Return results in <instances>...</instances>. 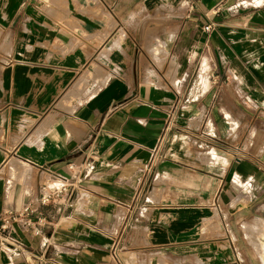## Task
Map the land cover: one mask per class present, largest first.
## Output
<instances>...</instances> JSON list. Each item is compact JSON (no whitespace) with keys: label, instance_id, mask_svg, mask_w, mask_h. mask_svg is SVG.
<instances>
[{"label":"crops","instance_id":"1","mask_svg":"<svg viewBox=\"0 0 264 264\" xmlns=\"http://www.w3.org/2000/svg\"><path fill=\"white\" fill-rule=\"evenodd\" d=\"M27 204L0 264H264V0H0V224Z\"/></svg>","mask_w":264,"mask_h":264},{"label":"built area","instance_id":"2","mask_svg":"<svg viewBox=\"0 0 264 264\" xmlns=\"http://www.w3.org/2000/svg\"><path fill=\"white\" fill-rule=\"evenodd\" d=\"M190 9L193 10L192 6ZM211 26L205 27L209 32ZM69 174L63 176L57 173L47 172V179L38 185L37 204L40 208L51 205L71 206L72 202L80 197L79 191L83 182L90 178L93 171L92 164L85 162L75 167L68 165ZM38 210L27 204L19 212H6L1 217L0 224V246H13L14 241L11 237L12 226L18 224L24 232H31L33 235H39L40 229L46 225V218L43 215L35 214Z\"/></svg>","mask_w":264,"mask_h":264},{"label":"rangeland","instance_id":"3","mask_svg":"<svg viewBox=\"0 0 264 264\" xmlns=\"http://www.w3.org/2000/svg\"><path fill=\"white\" fill-rule=\"evenodd\" d=\"M254 250H256V252L259 253V244H257V246L254 247Z\"/></svg>","mask_w":264,"mask_h":264}]
</instances>
